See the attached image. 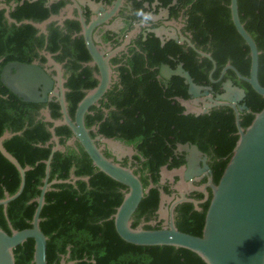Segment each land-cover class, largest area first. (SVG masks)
<instances>
[{
	"label": "trees",
	"instance_id": "trees-1",
	"mask_svg": "<svg viewBox=\"0 0 264 264\" xmlns=\"http://www.w3.org/2000/svg\"><path fill=\"white\" fill-rule=\"evenodd\" d=\"M131 1L136 13L138 9L144 10L142 3L150 5L154 0ZM46 2L2 0L9 8V17L16 23L22 20L40 23L50 15L58 14L67 3L66 0H55L46 7ZM157 2L167 8L170 17L180 14L184 20L183 30L188 32L191 44L210 55L215 64L211 73L215 83H210L207 78L212 68L210 61L200 58L191 48L171 40L161 45L153 34H147L144 39L138 35L130 41L121 64L115 69L118 82L105 93L99 107L91 106L84 115L85 128H96L95 133L89 132L91 138L101 135L133 149L132 160L137 165L133 173L138 175L143 189L152 186L132 215V228L154 218L160 191L165 195L170 193L167 183H159L160 169L165 167L170 171L183 165V156L174 152L177 144H192L206 155L211 181L216 184L237 140L230 108L214 107L208 113L197 116L184 113V107L178 100L189 98L186 85L177 76H171L169 80L160 78L158 68L161 64L173 69L180 63L193 83L210 86L215 91H219L220 83L227 79L241 88L245 95L241 103L248 110L238 115L242 129L250 124L253 113L264 106V97L254 93L231 70H226L218 80L226 64L242 77H247L249 68L248 49L230 21L229 0ZM236 3L239 21L259 52L257 81L264 86V0H236ZM89 15L85 8V21ZM130 18L127 17L120 33L124 34L131 28ZM79 29L78 22L74 20L65 19L61 26L52 21L46 25V34L43 35L29 24L17 26L7 22L4 9H0V70L8 62L28 64L36 60L43 65L46 60L40 52L49 53L53 61L61 63L64 69V98L70 118L86 90L96 85L91 76L92 68L83 65L89 61V56L82 37L76 35ZM113 35L106 31L101 39L110 41ZM111 62L118 61L113 58ZM44 107H47L52 119L59 118L56 102H23L0 83V136L5 131L14 133L2 141V147L21 167H29L24 173L21 193L6 205L4 212L0 206V229L6 234H10V230L20 231L30 227L35 208L33 200L39 194L44 177L43 161L52 147V144L44 146L50 138L47 129L51 126L40 116ZM54 134L63 151L52 154L47 182H61L51 184L44 193L38 224L46 237V264H60L61 260L73 264H204L196 254L182 248L136 246L122 241L109 217L120 204L125 187L99 172L76 142L75 149L65 145L71 137L66 126L54 128ZM125 161L120 162L121 166H125ZM70 174L76 180L73 183L64 182L71 181ZM83 177L88 178L86 182L81 180ZM204 182L205 179H202L201 183ZM18 184L16 169L0 155V199L4 193L12 195ZM206 190L207 200L197 204V210L190 202L174 207L173 224L178 231L196 237L201 235L210 198V191ZM194 200L202 201L203 195L196 193ZM159 223L143 225L142 228L159 229ZM32 251L31 239L17 245L12 250L14 264H32Z\"/></svg>",
	"mask_w": 264,
	"mask_h": 264
},
{
	"label": "water",
	"instance_id": "water-1",
	"mask_svg": "<svg viewBox=\"0 0 264 264\" xmlns=\"http://www.w3.org/2000/svg\"><path fill=\"white\" fill-rule=\"evenodd\" d=\"M53 1L55 0H47L45 6L48 7ZM66 1L67 3L58 14L50 15L40 23L29 20H22L16 23L8 15V6L0 0V9H4V18L7 22L17 26L29 24L43 35L46 34V25L52 21H56L59 26L65 19L78 22L80 27L78 34L82 37L84 47L90 58V61L85 63V65L95 67L97 71L94 77L97 81L95 87L85 92L84 96L77 102L73 116L70 118L64 98L66 89L63 87L65 80L61 78V65L53 61L49 53L44 51L41 53L46 60L43 65H40L38 61L28 64L8 62L1 68L0 83L11 94L28 103L44 104L54 101L58 105L60 116L57 119H52L47 107L40 110V116L43 117V121L51 124L47 129L50 138L44 146L52 144V147L47 159L43 161L44 177L39 187V194L33 200L35 208L31 217L30 227L20 231L10 230V234H6L0 229V264H14L12 250L26 239L33 241L31 263L46 264V237L38 226L40 221L39 213L44 203V193L49 190L51 184L61 182L57 180L47 182L52 154L56 151H63V147L58 144V138L54 134V128L59 126H66L71 133V137L65 142V145L71 146L76 142L99 172L125 187L120 204L109 217L112 220L115 233L122 241L136 246H172L174 248H182L196 254L204 264H264V106L259 112L253 113L250 124L245 129H242L239 126L238 115L241 111L248 110L244 103H241L245 96L241 88L233 85L227 79L220 85L222 93L212 99L209 94L211 88L193 83L181 64H177L173 69L161 64L158 68L159 77L164 80H168L171 76L181 78L186 85V94L193 100L191 101L192 104L201 103V108L191 109V113L195 116L206 114L213 107L225 106L230 108L233 112L237 140L216 184L211 181V172L205 164V156L193 145L178 146V149L183 150L185 153L184 165L170 171L162 167L160 169L159 183L162 184L165 180L173 182V177H177L178 181L174 184L175 189L185 187L184 183H186V189L202 194L203 200L200 202L193 201L186 198L183 193H180L179 197L170 206L168 218L162 217L164 222L161 228L155 230L142 228L143 225H154L155 222L141 223L132 228V215L143 195L152 186L149 185L146 189H143L138 175L133 173L129 165L123 167L119 164V160L115 161L105 157L102 154V147L97 146L96 142L99 141L102 144L116 148H126L129 154L133 152L131 147H125L117 141L100 135L91 138L89 132L95 133L96 128H85L83 121L88 108L102 97L111 83L108 65V59L111 54H105L108 49L96 44L92 37V32L98 25L105 24L110 19L118 7L121 6V0H114L106 8L102 4L87 0L91 8L87 22L82 17L78 1ZM72 9H74L76 16H72ZM228 9L234 30L248 49L249 68L247 77H242L231 65L226 64L222 68L218 80L222 78L226 70H231L239 80L248 84L254 93L264 97V86H260L257 81L259 52L254 41L239 21L236 0H229ZM163 15H166L165 10ZM152 32L156 33V36L163 41L161 35L164 33V28L153 30ZM168 39L176 43L185 42L196 54L210 61L212 68L207 78L210 83H215L211 79L215 64L209 54L195 49L181 35L178 37L171 34L168 35ZM127 41L128 38L124 40L123 44ZM122 47L123 45L120 48ZM48 66H51L50 70L47 69ZM50 71H55V75H51ZM178 101L185 109L188 107L189 101ZM13 134L5 131L0 136V155L16 169L19 176V184L16 191L12 195L4 193V197L0 199V206H2L3 212L6 205L21 193L24 184V173L29 170L28 166L21 167L2 147V141L10 138ZM199 157L202 158L198 161ZM196 177H206V180L201 186L194 187L192 182L197 180ZM69 178L71 181L66 180L64 182L73 183L76 180L72 174H70ZM87 179V177L81 178L85 182ZM206 189L210 191V198L204 214L201 235L196 237L178 231L173 224V207L178 203L190 202L197 210V204L207 200L208 193ZM167 198L160 191L159 207L163 200ZM60 264L73 263H65L61 260Z\"/></svg>",
	"mask_w": 264,
	"mask_h": 264
},
{
	"label": "flooded vegetation",
	"instance_id": "flooded-vegetation-1",
	"mask_svg": "<svg viewBox=\"0 0 264 264\" xmlns=\"http://www.w3.org/2000/svg\"><path fill=\"white\" fill-rule=\"evenodd\" d=\"M93 1V0H91ZM114 0H111V2L109 4H105L103 3L102 1H94L95 3H99V4H102V6L104 8H106L107 6H109ZM139 1V0H138ZM173 4V2H172ZM87 7H84L81 8V11H82V17H83V12L85 10V8L89 11V14H90V6H88L86 4ZM142 6L144 8L143 12L144 13H151L152 14V19L151 20H142V17L141 16H137L134 12H133V6H132V1L131 0H121V6L118 7L117 11L110 17V19L105 23V24H102V25H98L92 32V37L93 39L96 41V44H98L99 46H101L102 48H107V53H110V57L108 59V65H109V68H110V85H109V88L105 91V93L112 87V85L116 82H118V79H117V72L115 71V69L121 64V60L123 59V56H124V53H126V48L127 46L130 44V41L132 39H134L135 37H137L138 35H141L142 38L144 39L145 36L147 34H153L154 37H156L160 44L163 45L164 42L166 41H169L171 39H168V35H171V34H174V35H177L179 37V35H181L182 37L186 38L188 41H189V35H188V32L184 31L183 28H184V20L182 19L181 15L179 14L177 17L173 18V17H170L169 16V13H168V10L167 8H163L162 6H160L157 2V0H154L150 5H148L147 3H142ZM166 11V15H163V11ZM65 14V13H64ZM72 16H76V13L75 11L72 12ZM90 16V15H89ZM130 16L131 18L128 19V21L130 22V29L128 31H126L124 34L120 33V31L123 29V27L125 26L126 24V21H127V17ZM84 18V17H83ZM89 19V18H88ZM88 21V20H87ZM85 21V22H87ZM164 28V33L161 35L162 36V39L163 41H161L157 36H156V33L152 32L153 30H159V29H162ZM80 31V29H79ZM106 31H109L111 34H114L112 36V40L110 41H103L101 39L103 33H105ZM79 33V32H78ZM76 34L77 36H80L79 34ZM161 34V33H160ZM128 38V41L124 43V40ZM114 40H116V42H114ZM173 41V40H171ZM174 42V41H173ZM190 42V41H189ZM176 43V42H174ZM191 43V42H190ZM177 44H184L185 46H187V44L185 42H182V43H178ZM123 45L122 48H120L121 46ZM188 47V46H187ZM42 53V52H40ZM200 56V55H199ZM52 58V56H51ZM113 58H116L118 62L116 63H113L111 62V60ZM200 58H202V56H200ZM204 58V57H203ZM53 59V58H52ZM36 61V60H34ZM89 61H90V58H89ZM88 61V62H89ZM86 62V63H88ZM180 64V63H178ZM61 65V78L65 80L66 76L64 75V69L62 67V64L60 63ZM84 66H87L85 65V63L83 64ZM177 65V64H176ZM51 67V66H50ZM50 67L48 66L47 69L50 70ZM89 68H92V71H91V76L93 79H95V75L97 73L95 67H92V66H88ZM50 74L51 75H55V71H50ZM159 76V75H158ZM161 78V77H160ZM171 78V77H170ZM169 78V79H170ZM168 79V80H169ZM96 81V79H95ZM225 81V80H224ZM65 83V82H64ZM63 83V84H64ZM97 83V81H96ZM222 83V82H221ZM220 83V85H221ZM95 87V86H94ZM210 87V86H209ZM211 88V87H210ZM219 91H215V90H212L211 88V91H209V94L211 95L212 99L215 98V96L217 95H220L222 93V90L219 86L218 88ZM87 91V90H86ZM105 93L102 95V97L92 106L94 107H99L100 104L99 102L102 100L103 96L105 95ZM200 99H202L200 97ZM185 101H189L188 102V107L185 109L184 108V113H191V109H198V108H201V103L198 102V104L196 105H193L191 101L192 98H188L187 100ZM206 102V100H205ZM91 107V106H90ZM89 107V108H90ZM88 108V109H89ZM214 108V107H213ZM102 111L104 113H106V110L101 108ZM212 109V108H211ZM244 111V110H243ZM95 136H98L97 134L94 135L93 137ZM101 136V135H100ZM92 137V138H93ZM97 146H101L102 147V154L104 155V153H107V158H111L113 160H119V164L120 162H122L123 159H125V166H128L132 169V170H135L137 165L136 163L132 160V155L134 154V151L132 149L133 152H131V154H129L128 152L124 153V154H119L117 150H115L113 146L111 145H107V144H102L100 143L99 141L96 142ZM121 144V143H120ZM123 145V144H121ZM180 145H187V146H190L192 144H189V143H184V144H177L175 149H174V152L176 154H181L183 156V161H184V156H185V153L183 150H180L178 149V146ZM124 146V145H123ZM194 146V145H193ZM70 147L74 148L75 149V145L73 143V145H71ZM125 147H128V146H125ZM198 150V149H197ZM199 151V150H198ZM200 152V151H199ZM202 153V152H200ZM203 156H205L206 160H205V164L207 165V157L205 154L202 153ZM202 157H199L198 158V161L199 159H201ZM133 161V162H132ZM201 163V162H199ZM121 165V164H120ZM183 165H184V162H183ZM181 165V166H183ZM180 166V167H181ZM124 167V166H123ZM208 167V166H207ZM210 171V170H209ZM203 176V175H202ZM196 181H193L192 182V186L194 187H199L201 186L203 183H201V180L202 179H205L206 180V177H196ZM178 181V178L176 177V179H174L173 177V182H169L168 180H165L164 183H167L169 185V191L170 193L168 195H166L168 198H170V200L168 201L167 199L161 204V206L159 207L158 205V208H157V211L155 213V216L154 218H152L150 220V222H155L154 225H156L157 223H159V226L161 227L162 226V223L164 222V219L162 218V216L165 217V219L168 218L169 216V209H170V206L172 204V202L179 197V194L180 193H183L185 195L186 198L190 199V200H194V196H195V192H191L189 190L186 189L187 185L186 183H184V186L185 187H179L178 189H175L174 188V184ZM162 183V184H164ZM185 188V190H184ZM194 201H197V202H200L199 200H194ZM180 204V203H178ZM176 204V205H178ZM199 204V203H198ZM175 205V206H176ZM174 206V207H175ZM173 207V209H174ZM161 208L164 209V214L161 213L160 210H162ZM173 209H172V219H173ZM160 219V220H158Z\"/></svg>",
	"mask_w": 264,
	"mask_h": 264
},
{
	"label": "clouds",
	"instance_id": "clouds-1",
	"mask_svg": "<svg viewBox=\"0 0 264 264\" xmlns=\"http://www.w3.org/2000/svg\"><path fill=\"white\" fill-rule=\"evenodd\" d=\"M137 16H141L142 20H151L152 14L151 13H144L143 9H138L135 13Z\"/></svg>",
	"mask_w": 264,
	"mask_h": 264
},
{
	"label": "rangeland",
	"instance_id": "rangeland-1",
	"mask_svg": "<svg viewBox=\"0 0 264 264\" xmlns=\"http://www.w3.org/2000/svg\"><path fill=\"white\" fill-rule=\"evenodd\" d=\"M115 150H117L118 151V153L121 155V154H124V153H126V152H128L127 150H126V148H114ZM166 200V199H165ZM164 200V201H165ZM167 200L169 201L170 200V198L168 199L167 198ZM162 210H160L161 211V213H163L164 214V209L163 208H161ZM163 218H164V216H162Z\"/></svg>",
	"mask_w": 264,
	"mask_h": 264
},
{
	"label": "crops",
	"instance_id": "crops-1",
	"mask_svg": "<svg viewBox=\"0 0 264 264\" xmlns=\"http://www.w3.org/2000/svg\"><path fill=\"white\" fill-rule=\"evenodd\" d=\"M77 1H78L79 5H80L82 8L87 7L86 4L89 6L87 0H77ZM73 10H74V9H72V11H73Z\"/></svg>",
	"mask_w": 264,
	"mask_h": 264
}]
</instances>
